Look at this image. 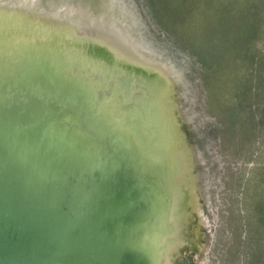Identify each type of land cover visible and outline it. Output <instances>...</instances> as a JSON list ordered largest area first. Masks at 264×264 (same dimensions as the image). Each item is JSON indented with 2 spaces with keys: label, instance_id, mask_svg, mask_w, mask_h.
I'll return each instance as SVG.
<instances>
[{
  "label": "rangeland",
  "instance_id": "374dc122",
  "mask_svg": "<svg viewBox=\"0 0 264 264\" xmlns=\"http://www.w3.org/2000/svg\"><path fill=\"white\" fill-rule=\"evenodd\" d=\"M174 1L111 0L178 80L170 120L184 176L163 224L167 264H264V0L233 19L183 17Z\"/></svg>",
  "mask_w": 264,
  "mask_h": 264
},
{
  "label": "bare ground",
  "instance_id": "6f19581e",
  "mask_svg": "<svg viewBox=\"0 0 264 264\" xmlns=\"http://www.w3.org/2000/svg\"><path fill=\"white\" fill-rule=\"evenodd\" d=\"M28 1L12 8L22 14L23 6H35ZM144 67L173 101L178 80L167 64L154 60ZM31 89L24 74L7 77L0 70V212L23 232L17 248L21 264H122L129 251L133 263L147 264L150 256L148 264H167L162 227L174 218L169 192L176 196L177 188L170 178L176 176L177 184L184 176L178 161L169 158L161 165L150 154L153 144L162 154L158 144L135 132L124 131L114 143L118 137L103 129L104 117L98 124L81 106L41 103ZM26 93L33 140L22 123L5 114Z\"/></svg>",
  "mask_w": 264,
  "mask_h": 264
},
{
  "label": "water",
  "instance_id": "95a60500",
  "mask_svg": "<svg viewBox=\"0 0 264 264\" xmlns=\"http://www.w3.org/2000/svg\"><path fill=\"white\" fill-rule=\"evenodd\" d=\"M0 1L6 3L0 2V70L7 77L24 74L25 83L32 86L30 92L37 93L41 103L81 106L96 123L104 117L108 124L103 129L118 137L114 143L122 140L124 131L135 132L158 144L162 154L155 144L150 154L155 153L161 165L169 158L179 164L176 146L181 138L170 120L174 100L166 97L161 91L164 85L144 67L154 59L134 42L111 0H34L35 6H23L22 14L12 7L28 0ZM28 99L26 93L5 114L7 120L22 123L33 140L37 135L25 106ZM176 179L170 178V183L177 188L183 176L177 184ZM22 234L8 214L0 212V264H21L17 248ZM129 253L122 264H146L144 259L133 263ZM40 256L48 261L45 254Z\"/></svg>",
  "mask_w": 264,
  "mask_h": 264
},
{
  "label": "trees",
  "instance_id": "16d2710c",
  "mask_svg": "<svg viewBox=\"0 0 264 264\" xmlns=\"http://www.w3.org/2000/svg\"><path fill=\"white\" fill-rule=\"evenodd\" d=\"M165 0V8H169V2ZM260 0H176L173 2V11L183 17L191 18L197 15L217 14L220 18L233 19L236 14L249 11L260 6ZM259 14V13H258ZM233 16V17H232ZM225 20H223V24Z\"/></svg>",
  "mask_w": 264,
  "mask_h": 264
}]
</instances>
